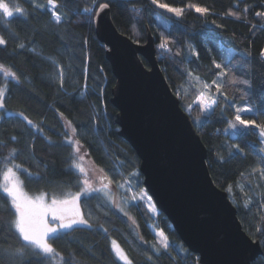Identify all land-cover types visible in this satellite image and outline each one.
<instances>
[{"label":"trees","instance_id":"16d2710c","mask_svg":"<svg viewBox=\"0 0 264 264\" xmlns=\"http://www.w3.org/2000/svg\"><path fill=\"white\" fill-rule=\"evenodd\" d=\"M4 2L10 7L19 5L25 14L0 16V37L6 41L0 46V65L17 77H5L0 71L4 91L0 170L15 149L12 163L33 174L28 177L18 172L30 196L44 193L49 199H64L68 192L81 191L85 175L72 167L73 148L65 142V133L71 132L65 122L71 121L86 157L87 179L94 188L101 187L102 176L111 181V200L103 192L79 199L91 227L80 225L60 239L49 240L66 264H124L112 252V240L132 264H200L164 214L155 215L139 198L131 199L144 188V177L140 158L116 124L118 110L111 99L117 81L106 57L108 49L94 28L101 3L109 4L116 27L134 42L145 44L148 32L154 36L165 78L191 120L202 115L197 101L205 91L203 85L207 83L212 91L216 88L212 81L221 71L227 74L212 111L200 128L195 127L207 148L214 184L229 194L247 235L261 243L263 253L253 264H264V138L255 127L242 137L232 135L229 128L238 108L235 103L257 109L255 116L244 113L242 118L264 123L260 114L264 112V57L260 56L264 19L255 15L264 12V0H161L184 8L181 17L151 0H59L60 23L52 20L47 9L34 7L33 0ZM34 2L43 5L47 0ZM189 4L207 7L209 12L197 13ZM85 8L92 12L85 13ZM244 8L248 11L243 12ZM230 10L241 12V19L227 15ZM163 41L168 42L167 49L159 47ZM213 61L222 67L216 68ZM233 79L248 84L231 83ZM37 174L42 179L37 180ZM9 219L10 215L0 212V264H10L4 252L22 243L9 230ZM154 229L167 237V250L159 244ZM23 264L59 262L29 255Z\"/></svg>","mask_w":264,"mask_h":264},{"label":"water","instance_id":"95a60500","mask_svg":"<svg viewBox=\"0 0 264 264\" xmlns=\"http://www.w3.org/2000/svg\"><path fill=\"white\" fill-rule=\"evenodd\" d=\"M97 13L96 37L117 81L111 102L119 134L140 158L156 207L200 264H253L261 243L247 235L229 194L214 184L207 148L165 78L154 36L134 42L116 27L110 7Z\"/></svg>","mask_w":264,"mask_h":264},{"label":"snow or ice","instance_id":"6c2138e0","mask_svg":"<svg viewBox=\"0 0 264 264\" xmlns=\"http://www.w3.org/2000/svg\"><path fill=\"white\" fill-rule=\"evenodd\" d=\"M34 3L36 8H45L51 13V18L54 22L60 23L61 15L57 12V9L60 7L59 0H47L46 4ZM153 5H156L160 9L166 10L168 13L174 14L175 17H181L185 11L184 8L172 7L169 3L161 2V0H151ZM109 7L108 3L99 4L100 10L107 9ZM188 8H194L197 13L207 14L209 9L207 7H200L195 4L187 5ZM85 13H91V8H85L83 10ZM248 9L244 8L243 12H247ZM25 10L19 7V5H13L10 7L9 3L0 0V16L3 18H12L14 16H23ZM98 15V13H97ZM227 15L235 16L236 19H241V12L229 11ZM256 16L264 19V12H256ZM7 23V20H4ZM255 27V26H253ZM6 45V41L0 37V46ZM19 47L23 48L24 45L20 44ZM159 47L161 49L168 48V42L163 41ZM260 56L264 57V49L261 50ZM215 67L220 69L221 64L216 63ZM0 71L3 72L5 77L11 76L13 79H16V74L11 71L10 68L0 65ZM220 75H227L224 71H221ZM198 79V78H197ZM231 83H243L248 84V81H237L233 79ZM62 84V80H61ZM212 84L216 85V90L220 91L221 85L217 81H212ZM205 91L201 92V99L199 101L203 111H208L216 104L215 100H212L208 94L209 85L205 83L203 85ZM4 91L0 89V108L4 107ZM257 109L252 106H244L236 108V114L234 120L229 123V128L233 130V134L237 136H245L248 134V129L250 127H255L259 129L260 136L264 138V123H257L255 119L251 118H242L244 113H250L252 116H255ZM264 116V112L260 113ZM18 115L23 117V113ZM61 116L63 114L61 113ZM27 119L26 117H24ZM29 124H32L31 120H28ZM66 128L71 129L70 134L65 133L66 140L65 142L72 146V167L78 169L80 173L85 175L83 180V187L81 191L72 193H66V198L58 199L55 196L51 199L50 203L45 202V194L41 193L37 196H30L28 192L24 190V182L20 179L19 173H27L28 177H32L33 174L28 172L27 169L22 168L20 164L12 163L16 157V150L13 149L10 153L9 158L4 162L5 166L3 170H0V212L8 214L11 216V219L7 221V226L10 231L14 232V235L18 237V241H22L18 247L12 248L11 250H6L4 255L10 257V264L18 262V264H23L24 259L29 255L38 256L43 260H57L59 264H66L64 258L59 252L49 243V240H57L61 238V234H67L70 230L77 225H87L91 227L88 220L83 218V215L80 211L78 201L81 195H89L92 192H103V194L112 199L110 195V190L108 185L111 181L107 180V177H101V187L94 188L90 181L87 179V173L85 168L82 166L84 160V155H81L80 141L75 139L76 128L72 126L71 121L65 122ZM42 131V130H41ZM13 139H15L13 137ZM239 151L243 149L239 148V145H235ZM264 151V149H261ZM86 155V154H85ZM11 163L12 166H8ZM103 171L102 169L100 170ZM36 179H42V177L37 174ZM123 184H119L118 187H123ZM231 186H229V189ZM137 197L133 195L132 200H135ZM143 199V197H141ZM123 211V209H121ZM154 211V209H153ZM127 215V213H125ZM51 217L52 222L55 226H49V223L46 221V217ZM58 222V223H57ZM106 232L107 229H104ZM160 237L159 244L162 245L164 250H167L169 243L165 234L161 231L158 233ZM157 251L161 249L158 248L155 244L153 245ZM112 248L115 253L116 258L119 261H123L124 264H132L131 260L125 253V251L116 243L112 241Z\"/></svg>","mask_w":264,"mask_h":264},{"label":"rangeland","instance_id":"374dc122","mask_svg":"<svg viewBox=\"0 0 264 264\" xmlns=\"http://www.w3.org/2000/svg\"><path fill=\"white\" fill-rule=\"evenodd\" d=\"M34 1H36V0H34ZM222 79H223V76L222 75H219V77L217 78V82L220 84L221 83V81H222ZM216 86V85H215ZM208 91V94H209V96L211 97V99L212 100H215V101H217V96H218V93H219V91H217L216 90V88L214 89V90H212V91H209V90H207ZM212 92V93H211ZM200 99H201V96L199 97V99H198V104L200 105V103H199V101H200ZM201 106V105H200ZM235 106L236 107H239V105L237 104V103H235ZM245 106H250V105H245ZM213 108V107H212ZM202 109V108H201ZM212 111V109H210V110H208V111H203L202 112V115L200 116V117H197V118H194L193 120H194V122H195V126L197 127V128H200L202 125H203V123H204V119L206 118V117H208V115L210 114V112ZM230 132H231V134L232 135H234L233 134V130L232 129H230ZM81 154V153H80ZM81 155H83V154H81ZM80 163H82V166L85 168V170H86V172H87V162H86V157H84V160L82 161V162H80ZM75 169V168H74ZM77 170V169H76ZM141 197H143V199H141ZM137 198H139V200L142 202H144V204L148 207V208H150L151 209V211L153 212V214H157L158 212H159V209L156 207V205H155V202H154V199L152 198V197H150V195H149V193L147 192V190H146V188L144 187V188H142V190H140V191H138V193H137ZM45 202L46 203H50L51 202V199H49L47 196H45ZM81 202L80 201H78V204H79V207H80V211H81V213H82V215H83V211H82V208H81V204H80ZM153 209H154V211H153ZM84 218V217H83ZM46 221L49 223V226H55V224L52 222V220H51V217L49 216V217H46ZM58 223V222H57ZM81 225H83V224H81ZM80 225H77V226H74V227H79ZM83 226H87V225H83ZM155 230V232H156V235H157V237H158V239L160 240V237L158 236V233L159 232H161L159 229H154ZM113 241V240H112ZM117 243V242H116ZM118 244V243H117ZM119 245V244H118ZM111 248H112V245H111ZM112 252L114 253V251H113V248H112ZM121 263H124L123 261H120Z\"/></svg>","mask_w":264,"mask_h":264}]
</instances>
